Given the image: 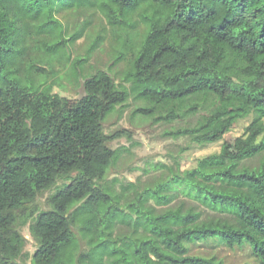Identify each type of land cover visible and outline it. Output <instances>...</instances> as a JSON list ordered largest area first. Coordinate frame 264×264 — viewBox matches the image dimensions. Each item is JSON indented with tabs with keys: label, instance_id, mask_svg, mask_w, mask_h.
Here are the masks:
<instances>
[{
	"label": "trees",
	"instance_id": "obj_1",
	"mask_svg": "<svg viewBox=\"0 0 264 264\" xmlns=\"http://www.w3.org/2000/svg\"><path fill=\"white\" fill-rule=\"evenodd\" d=\"M92 9L119 43L115 60L129 54L123 79L149 105L139 111L171 122L208 110L168 134L222 140L218 153L142 188L101 183L116 158L102 121L125 91L105 71L75 99L34 79L84 33L66 35L56 14ZM246 117L243 136L228 134ZM61 179L29 226L32 264H223L189 254L198 241L247 245L264 264V0H0V264H20L17 223Z\"/></svg>",
	"mask_w": 264,
	"mask_h": 264
},
{
	"label": "rangeland",
	"instance_id": "obj_2",
	"mask_svg": "<svg viewBox=\"0 0 264 264\" xmlns=\"http://www.w3.org/2000/svg\"><path fill=\"white\" fill-rule=\"evenodd\" d=\"M56 17L63 25L66 35H71L85 25L84 33L79 39L68 44L64 53L65 58L67 56L69 59L66 60L64 55L60 58L53 56L52 59L57 58L53 60V68H47V73L35 75L36 83L41 82L40 87L49 88L51 93L75 99L84 93L82 82L85 77L96 71H105L114 79L119 89L126 93L125 101L115 106L102 121L103 132L110 137L106 145L116 151V158L102 184L112 186L115 190H118L120 185L128 183H136L142 188L150 185L158 176L167 173L169 168L175 170L176 162L179 163L180 170H185L194 167L198 158L219 152L222 140L198 145L187 137L174 138L168 134L178 128L193 126L201 115L207 114L208 110L199 109L195 115L171 122L159 119L160 112L143 114L139 111L149 105L137 98L131 90V83L123 79L128 69L129 54L118 61L115 60L120 46L100 12L94 9L80 12L64 11L56 14ZM97 35H102V40L98 47L90 49ZM78 59H85L79 67L82 77H76L71 68L72 62ZM250 120L251 117L239 120L228 134L234 137L243 136ZM117 132H120V136L114 137ZM258 160L259 157L253 158L247 161V164L257 165ZM66 183L68 180H58L50 189L38 193L34 201L33 216L18 221V230L25 240L16 259L20 264H32V256L39 246L37 239L30 232V224L39 212L50 209L51 196ZM180 200H184V197L179 196L177 202ZM187 247L189 254L215 257L223 264L255 262L247 245L230 247L222 243L198 241L187 244Z\"/></svg>",
	"mask_w": 264,
	"mask_h": 264
}]
</instances>
